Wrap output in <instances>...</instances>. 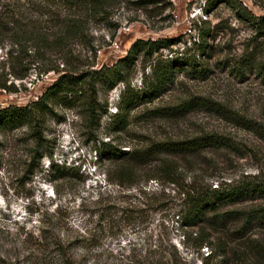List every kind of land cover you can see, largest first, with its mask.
I'll use <instances>...</instances> for the list:
<instances>
[{
    "label": "rangeland",
    "instance_id": "1",
    "mask_svg": "<svg viewBox=\"0 0 264 264\" xmlns=\"http://www.w3.org/2000/svg\"><path fill=\"white\" fill-rule=\"evenodd\" d=\"M27 7L22 5L24 16L41 18L49 33L56 29V18ZM70 12L84 20V30L65 53L47 50L42 60L31 50L18 54L9 39L0 47V78L17 89L0 88V107L39 96L57 76L40 67L108 65L137 38L176 40L139 55L128 76L131 87H139L158 58L182 56L190 65L180 66L158 96L132 108L123 130L112 131L108 123L123 87L117 83L99 88L107 113L96 129L84 114L57 106L56 115L46 118L37 152L26 126L0 133V264H26L41 251L43 231L60 235L88 264H169L165 257L172 252L187 264H264L253 249L264 244V215L247 213L264 205V197L207 210L200 227L209 243L200 247L184 237L176 214L182 190L193 182L213 187L264 181V21L255 19L264 15V0H113L107 13ZM24 71L22 78L13 74ZM202 134L217 135L222 143L147 159L126 154L151 142ZM48 160L59 171L49 170Z\"/></svg>",
    "mask_w": 264,
    "mask_h": 264
},
{
    "label": "trees",
    "instance_id": "2",
    "mask_svg": "<svg viewBox=\"0 0 264 264\" xmlns=\"http://www.w3.org/2000/svg\"><path fill=\"white\" fill-rule=\"evenodd\" d=\"M223 1L232 3L234 0ZM112 2L113 0H23L20 4L10 3L8 5L9 3H6L5 0H0V47H5V43L9 39V43L15 45L14 49L18 54L31 50L33 53L39 54L42 60L47 50L65 53L70 40L83 34L84 30V20L79 16L72 15L70 10L76 7L84 13L98 15L107 13ZM22 5L30 7V10H34L37 16L42 17L47 14L50 19L56 18L55 22L58 21L56 29L52 33L43 30L40 25L41 18L30 19L28 16H24ZM255 19L256 22H263L264 15ZM117 26L115 25V27ZM175 40L172 37L137 38L131 43L124 56L118 58L114 63L102 64L99 67H94L93 62L85 68L65 67L64 63L59 68L60 62L50 63L47 67L43 65L44 68L40 67V70L44 72L52 70L57 72V76L35 99L25 104L9 103L1 106L0 133L26 126L32 132V137L35 140L34 152H37L42 145V128L46 118L49 115H56L54 108L57 106L77 110L76 112L79 114H84L90 123L94 122L96 129L103 114L107 113V104L99 101V88L110 90L117 83H122L123 87L119 93L116 109L110 113L108 123L111 125L112 131L123 130L128 123V113L132 108L158 96L172 82L175 72L180 66L183 64L190 65L186 61H180L182 56L158 58L149 65L148 72L142 73L139 87L130 86L128 76L139 55H151L160 48L168 47ZM96 48H99L98 45L94 46V51ZM4 53L6 56L11 55L8 50ZM18 54L16 58L20 56ZM29 55L32 56L33 54ZM36 62L32 59L29 63ZM22 67L25 70L27 65H22ZM25 72L13 74L22 78ZM0 88L8 91L17 90L14 86L6 84L5 80L1 78ZM181 106L175 107L177 111L182 109ZM220 143L222 140L217 135L202 134L190 139L151 142L142 148L134 149L131 154L130 152L126 154L136 159H147L160 152L190 151ZM103 144L108 145V143ZM110 153L115 156L123 155L121 151L115 153L111 150ZM43 154L45 151L38 154L36 159L42 157ZM48 165L49 170L59 171V165L52 160H48ZM245 196L264 197V181L262 179L243 180L237 183L216 184L213 187L196 182L191 183L188 188L182 190L176 213L179 226L186 228L184 237L192 238L197 247L209 243L208 235L200 227L202 223L206 222V211L214 210L223 203L233 202ZM247 213L252 216H262L264 215V205L251 208ZM209 223L212 224V222ZM194 226L197 227V230L192 229ZM44 232L46 231H43L40 236L41 251L27 257L26 264H88L83 258L76 257L71 250L72 245H69L60 235H56L53 231ZM220 243L227 245L225 242ZM217 247L218 245L206 256L214 254ZM253 249L256 254L264 259V244L262 242L254 245ZM165 258L166 260H164L169 264H187L176 252L170 253Z\"/></svg>",
    "mask_w": 264,
    "mask_h": 264
}]
</instances>
